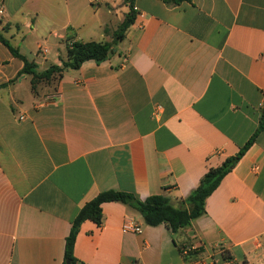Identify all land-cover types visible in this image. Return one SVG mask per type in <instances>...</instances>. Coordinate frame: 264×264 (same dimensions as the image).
<instances>
[{
  "label": "crops",
  "instance_id": "obj_1",
  "mask_svg": "<svg viewBox=\"0 0 264 264\" xmlns=\"http://www.w3.org/2000/svg\"><path fill=\"white\" fill-rule=\"evenodd\" d=\"M120 5L1 0L0 31L42 71L66 58L69 28L82 42H110ZM133 6L111 57L66 70L36 95L19 94L29 78L17 77L23 63L0 43V264H62L73 220L104 191L161 194L183 207L206 171L255 133L264 0ZM102 214L100 226H80L75 264H192L179 247L200 249L196 260H223L221 250L226 264H264V131L206 199L205 214L178 232L145 225L120 203L103 204ZM129 220L140 234L122 233Z\"/></svg>",
  "mask_w": 264,
  "mask_h": 264
},
{
  "label": "trees",
  "instance_id": "obj_2",
  "mask_svg": "<svg viewBox=\"0 0 264 264\" xmlns=\"http://www.w3.org/2000/svg\"><path fill=\"white\" fill-rule=\"evenodd\" d=\"M167 5H178L186 0H161ZM134 0H123L128 11L117 30L112 35L110 42H82L76 39L72 28H69L64 38L66 58L60 59V64H52L45 70H38L37 63L20 53L0 31V43L14 57L23 63L17 77L27 76L33 94H37L38 87L45 83L48 86L54 80L56 83L66 70H78L86 61L99 64L106 61L115 52V46L124 39L126 30L134 23L136 13L133 6ZM55 83V85H56ZM7 84H0V89ZM264 131V104L260 110L258 127L252 137L231 157L226 158L221 165L209 168L197 187L182 201L183 207H174L170 199L164 195H152L144 200H139L134 194L122 191L108 190L99 193L94 199L84 204L72 222L70 232L65 239L64 260L62 264H75L74 246L80 226L85 221H91L100 226L103 221L102 205L105 203H120L136 210L142 217L144 224L157 226L164 224L171 233L189 226L192 221L205 214L206 199L218 188L222 179L230 173L247 150L252 146L258 134ZM184 248L179 247L182 254ZM200 249L188 251L182 255L186 262H193ZM223 260H227L226 253H222Z\"/></svg>",
  "mask_w": 264,
  "mask_h": 264
},
{
  "label": "rangeland",
  "instance_id": "obj_3",
  "mask_svg": "<svg viewBox=\"0 0 264 264\" xmlns=\"http://www.w3.org/2000/svg\"><path fill=\"white\" fill-rule=\"evenodd\" d=\"M127 8H123L121 5H120V9L116 12V14H114L110 19L113 20L112 22V28H114V30H117L118 28V24L121 22L122 18H123V14H125L127 12ZM107 18V17H106ZM107 40H112L111 38H107ZM51 44H48L47 46L51 49L50 50V56H49V59H52L53 60V56H54V53L56 52L55 48L51 47L52 46V42H50ZM65 51V50H64ZM32 52V51H31ZM63 52V50H62ZM64 53V52H63ZM68 72H66L65 74H67ZM55 83H56V80H54L51 84H49L48 86H46L47 84L45 83H42L38 89H37V92L38 91H43L45 90V88L47 89H54L55 87ZM30 82L29 80L25 79L23 80L21 86H19V94L21 93H25L27 95H29L30 93Z\"/></svg>",
  "mask_w": 264,
  "mask_h": 264
},
{
  "label": "built area",
  "instance_id": "obj_4",
  "mask_svg": "<svg viewBox=\"0 0 264 264\" xmlns=\"http://www.w3.org/2000/svg\"><path fill=\"white\" fill-rule=\"evenodd\" d=\"M1 1V0H0ZM0 14H2V10L0 9ZM122 233H132V234H140L142 232L140 226L136 224L134 221H126L122 224L121 227ZM194 250L192 247L184 248L182 255H186L188 251ZM222 254V251H219V256ZM192 264H226L222 259L216 260L214 257H210L206 260L197 259L192 262Z\"/></svg>",
  "mask_w": 264,
  "mask_h": 264
},
{
  "label": "water",
  "instance_id": "obj_5",
  "mask_svg": "<svg viewBox=\"0 0 264 264\" xmlns=\"http://www.w3.org/2000/svg\"><path fill=\"white\" fill-rule=\"evenodd\" d=\"M67 264H69V263H67Z\"/></svg>",
  "mask_w": 264,
  "mask_h": 264
}]
</instances>
